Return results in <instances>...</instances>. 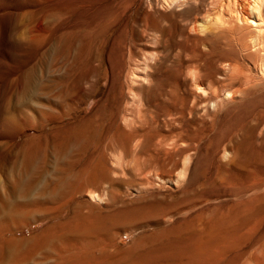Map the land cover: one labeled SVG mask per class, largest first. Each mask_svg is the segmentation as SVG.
<instances>
[{
  "label": "rangeland",
  "instance_id": "rangeland-1",
  "mask_svg": "<svg viewBox=\"0 0 264 264\" xmlns=\"http://www.w3.org/2000/svg\"><path fill=\"white\" fill-rule=\"evenodd\" d=\"M170 1L0 0V206L19 190L44 199L13 229L35 238L22 246L29 263L76 264L99 235L128 251L158 227L113 229L116 211L187 195L198 209L161 228L196 214L219 226L261 218L264 232V30L243 23L236 0Z\"/></svg>",
  "mask_w": 264,
  "mask_h": 264
},
{
  "label": "bare ground",
  "instance_id": "bare-ground-1",
  "mask_svg": "<svg viewBox=\"0 0 264 264\" xmlns=\"http://www.w3.org/2000/svg\"><path fill=\"white\" fill-rule=\"evenodd\" d=\"M175 1V0H173ZM173 1H170L172 3ZM219 1V0H218ZM222 1V0H221ZM221 1L218 2V5L221 4ZM225 1V0H224ZM199 2V1H198ZM230 3V1L228 0ZM233 2V1H232ZM234 2H238L241 11L240 13V18L245 24H251L255 26L254 28L256 29L255 31H258V33L263 34L262 31L264 30V0H236ZM169 3V2H168ZM169 3V4H170ZM215 3V1H214ZM223 3V2H222ZM227 3V2H226ZM173 4V3H172ZM237 3H234V5ZM167 5V4H166ZM232 5V3H231ZM238 5V4H237ZM216 8L218 9L219 7ZM221 6V5H220ZM230 4H228L227 7H229ZM211 7V6H210ZM223 7V6H222ZM225 7V6H224ZM226 7V8H227ZM232 7V6H230ZM3 8V7H2ZM214 10L213 8H211ZM216 9V10H217ZM224 8H222L223 10ZM234 7L232 8V10ZM236 9V8H235ZM238 9V7H237ZM238 9V11H239ZM230 10V11H229ZM230 8L226 10V13L230 12V18H232L230 21L234 22L236 21L235 19L233 20V17H231V11ZM211 11V10H210ZM218 11V10H217ZM229 11V12H228ZM237 11V12H238ZM224 12V13H225ZM233 12V11H232ZM236 12V14H237ZM212 13V12H211ZM210 13V14H211ZM214 13V12H213ZM222 13V12H221ZM222 13L223 15H225ZM208 14V12H207ZM217 13L215 12V15ZM228 15V14H227ZM204 16V15H203ZM213 16V15H212ZM222 16V15H221ZM206 17V15H205ZM208 17V16H207ZM211 16H209L210 18ZM220 17V15H219ZM226 17V15H225ZM229 17V16H227ZM226 17V18H227ZM214 16L212 17V19ZM222 18V17H220ZM225 18V19H226ZM238 18V17H237ZM236 18V19H237ZM239 18V20H240ZM208 19V18H207ZM224 19V18H222ZM224 19V20H225ZM228 19V18H227ZM226 19V20H227ZM204 20V18L202 19ZM222 20L221 23L225 22ZM228 20V21H229ZM237 19V21H239ZM197 21V20H195ZM194 21V22H195ZM206 21V20H204ZM217 21V20H216ZM216 21L214 24H216ZM236 21V23H237ZM199 22V21H197ZM196 22V23H197ZM201 22V21H200ZM227 22V21H226ZM223 23V26L226 25ZM192 23V22H190ZM209 24L210 21H208ZM235 23V24H236ZM241 24V21L238 22ZM206 24V23H205ZM204 24V25H205ZM212 24V25H214ZM232 24V23H231ZM244 24V26H245ZM200 25V24H199ZM211 25V26H212ZM220 25V24H218ZM230 25V23L227 25V27ZM234 25V23H233ZM232 25V26H233ZM237 25V24H236ZM208 26V25H206ZM214 27V26H212ZM217 26V25H216ZM221 25V27H223ZM230 26V27H232ZM235 26V25H234ZM233 26V27H234ZM241 26V25H240ZM198 26H196L197 29ZM200 27V26H199ZM202 27V26H201ZM226 27V26H225ZM220 28V26H219ZM235 28V27H234ZM239 28V27H238ZM250 28V26L248 27ZM253 28V29H254ZM199 29V28H198ZM197 29V30H198ZM204 29V27H202ZM217 29V28H215ZM245 29V28H243ZM247 29V28H246ZM245 29V30H246ZM251 29V30H253ZM195 30V32L197 31ZM237 30V27H236ZM249 30V31H251ZM217 30L216 32H218ZM234 31V30H233ZM232 31V33H234ZM249 31L248 34L250 33ZM198 32V31H197ZM224 32V31H223ZM237 33V32H236ZM253 34L254 31L252 32ZM251 34V33H250ZM249 34V37H250ZM235 35V34H234ZM243 35V34H242ZM258 35V34H257ZM248 35L246 34V37ZM253 36V35H252ZM256 37V36H255ZM259 37V35H258ZM257 37V38H258ZM263 38V36L261 35ZM241 38V37H240ZM260 38V37H259ZM261 39V38H260ZM233 40V39H232ZM246 41V40H245ZM263 41V39H262ZM247 44V43H246ZM262 47H263V42H262ZM263 50V48H261ZM264 51V50H263ZM261 51V52H263ZM264 53V52H263ZM139 55V54H138ZM194 58V57H193ZM191 58V59H193ZM195 59V58H194ZM136 65V64H135ZM264 65V64H263ZM138 66V65H137ZM195 66V65H194ZM227 66V64H226ZM190 67V66H189ZM264 67V66H263ZM139 68V66L137 67ZM196 68V67H195ZM139 70V69H138ZM194 70V69H193ZM197 70V69H196ZM225 70H229L226 69ZM195 71V70H194ZM264 71V70H262ZM134 72V71H132ZM131 72V73H132ZM138 72V71H136ZM139 73V72H138ZM192 73V72H191ZM249 73V72H248ZM254 73V72H253ZM258 73V72H257ZM139 75V74H138ZM137 77V76H136ZM141 79V78H140ZM135 80V79H132ZM254 80V79H253ZM248 81V80H247ZM137 82V81H136ZM262 82V81H261ZM250 83V82H249ZM135 85V83H134ZM133 85V86H134ZM235 85V84H234ZM136 86V85H135ZM244 86V83H243ZM242 86V87H243ZM263 88V85L261 86ZM134 88V87H133ZM132 89V88H131ZM130 89V91H131ZM135 89V88H134ZM243 90V89H242ZM241 90V92H242ZM246 90V89H245ZM128 91V92H130ZM135 91V90H134ZM139 91V89H138ZM137 91V92H138ZM137 92H132V93H137ZM142 92V91H141ZM131 93V94H132ZM130 94V95H131ZM138 94V93H137ZM134 95V94H133ZM135 96V95H134ZM138 96V95H137ZM132 99V97L130 98ZM136 99V98H135ZM129 100V98H128ZM134 99L132 100L133 103ZM129 102V101H128ZM127 103V102H126ZM131 103V102H130ZM129 104V105H132ZM65 104H62L61 106H64ZM128 105V104H127ZM167 105V104H166ZM126 106V105H123ZM167 107V106H166ZM64 108V107H62ZM125 108V107H123ZM122 108V110H123ZM130 108V107H129ZM69 109V108H68ZM128 108L126 107L125 110ZM133 109V108H132ZM164 109V108H163ZM166 109V108H165ZM164 109V110H165ZM65 110V108H64ZM124 110V111H125ZM68 110L66 109L65 112ZM130 111V110H129ZM46 112V111H45ZM70 112V111H69ZM68 112V113H69ZM128 112V110L126 111ZM170 113V112H169ZM2 114V113H1ZM44 115V113L42 112ZM53 114V113H52ZM64 114V113H63ZM64 115H67L64 114ZM70 115V114H69ZM42 116V115H41ZM46 116V115H45ZM43 116L42 119L45 117ZM57 116V115H56ZM62 116V115H61ZM68 116V115H67ZM47 117V116H46ZM46 117L44 119H46ZM51 117V116H50ZM49 117V118H50ZM53 118V116H52ZM52 118L50 120H52ZM58 118V117H57ZM66 118V117H65ZM39 119V118H38ZM59 119V118H58ZM66 120V119H64ZM5 121V120H4ZM61 121V120H59ZM63 121V120H62ZM45 122V121H42ZM5 123V122H4ZM46 123V122H45ZM44 123V124H45ZM3 124V123H2ZM6 124V123H5ZM62 124V123H61ZM46 125V124H45ZM39 127V126H38ZM42 127V125H41ZM2 128V127H1ZM3 129V128H2ZM45 129V126H44ZM41 130V129H40ZM40 137V136H39ZM43 137V136H42ZM39 139V138H38ZM42 139V138H41ZM40 141V140H39ZM37 143V142H36ZM67 152V151H66ZM48 155V154H47ZM46 155V156H47ZM68 156V155H67ZM99 156V155H98ZM103 156V155H102ZM62 157V156H61ZM81 157V156H80ZM79 157V158H80ZM100 157V156H99ZM98 157V158H99ZM46 158V157H45ZM50 158V157H49ZM37 159V158H36ZM103 159V158H102ZM48 160V158H47ZM62 160V158H61ZM60 160V161H61ZM76 159H74L75 161ZM98 160V159H95ZM37 161V160H36ZM44 161H46L44 159ZM57 161V160H55ZM66 161V160H65ZM72 161V160H71ZM38 162V161H37ZM58 162V161H57ZM95 162V161H94ZM50 163V162H49ZM48 163V164H49ZM52 163V162H51ZM68 163V162H67ZM75 163V162H72ZM102 163V162H101ZM69 164V163H68ZM96 164V163H95ZM107 164V163H106ZM36 165V164H35ZM42 165V164H41ZM44 165V162H43ZM67 165V164H66ZM89 165V164H88ZM98 165V164H97ZM100 165V164H99ZM98 165V166H99ZM105 165V164H104ZM53 166V165H51ZM49 166V167H51ZM56 166V164L54 165ZM51 167V168H54ZM61 166V165H60ZM69 166V165H68ZM101 166V165H100ZM71 167V166H70ZM78 167V166H77ZM105 167V166H104ZM103 167V169H104ZM61 168V167H60ZM66 168V167H65ZM76 168V166H75ZM84 168V167H83ZM99 168V167H96ZM33 169V168H32ZM44 169V168H43ZM72 169V167H71ZM81 169V168H80ZM41 170V169H40ZM40 170L38 172H40ZM26 171V170H25ZM63 171V170H61ZM65 171V170H64ZM82 171V170H81ZM43 172V171H42ZM46 172V171H45ZM54 172V171H53ZM51 172V173H53ZM100 172V171H99ZM104 172V171H102ZM24 173V172H23ZM57 173V172H55ZM85 173V172H84ZM38 174V173H37ZM41 174V173H39ZM61 174V173H58ZM64 174V173H63ZM67 174V173H66ZM70 174V173H69ZM81 174V173H80ZM42 175V174H41ZM51 175V174H49ZM56 175V174H55ZM95 175V174H94ZM40 176V175H39ZM57 176V175H56ZM82 176V175H81ZM104 176V175H103ZM106 176V175H105ZM159 176V175H158ZM34 177V176H33ZM37 177V176H35ZM47 177V176H46ZM53 177V175H52ZM62 177V174H61ZM66 177V176H65ZM74 177V176H73ZM19 178V177H18ZM78 177H76L77 179ZM161 178V180H164V178ZM259 178V177H258ZM256 178V179H258ZM44 179V178H43ZM49 179V177H48ZM53 179V178H52ZM56 179V177H55ZM69 179V177H68ZM67 179V180H68ZM99 179V178H98ZM35 180V179H34ZM62 180V179H61ZM74 180V179H73ZM101 180V179H100ZM170 180V179H169ZM32 181V180H31ZM37 181V179H36ZM165 181V180H164ZM167 181V180H166ZM174 181V180H173ZM241 181V180H240ZM25 182V181H24ZM30 182V180H29ZM52 182V181H51ZM48 185V196H51L53 192L55 191V187L52 185V183ZM56 182V181H55ZM59 182V181H57ZM102 182V181H101ZM48 183V182H47ZM104 183V182H103ZM108 183V182H106ZM118 183V182H116ZM243 183V182H241ZM25 184V183H24ZM32 184V183H31ZM67 184V183H66ZM69 184V183H68ZM105 184V183H104ZM245 184V183H244ZM247 184V183H246ZM28 185V184H27ZM43 185V183H42ZM115 185V184H114ZM248 185V184H247ZM35 186V185H34ZM59 186V185H58ZM64 186V184H63ZM62 186V187H63ZM242 186V185H241ZM16 187V185H15ZM33 187V186H32ZM87 187L89 186H82L81 189L79 190L80 192L86 191ZM91 187V185H90ZM262 187V185H261ZM13 188V187H12ZM61 188V187H60ZM240 188V186H239ZM15 189V188H13ZM57 189V188H56ZM236 189V188H235ZM12 190V189H11ZM43 190V189H42ZM59 190V188H58ZM14 191V190H13ZM20 191V190H19ZM14 191V193H19V198L18 199H13L10 203H6L0 206V264H31L29 263V252H26L22 249L25 247L24 245L27 244V242H32L35 241V238L26 240L20 236L18 233H14L13 229L16 228L18 225L21 224V217L23 214H32L33 212L35 213L37 209L39 208V202L41 199L39 196H37L35 191H31L28 193V195H25L23 191ZM41 191V190H39ZM246 191H248V188L244 187L240 189L238 195L241 196V194H244ZM255 191V190H254ZM258 192V190H257ZM57 193V192H56ZM122 193V192H121ZM128 193V192H127ZM251 193V192H250ZM260 193V192H259ZM2 193H0L1 195ZM12 194V193H11ZM13 196H16V195ZM252 194V193H251ZM3 195V194H2ZM57 195V194H56ZM115 196V195H114ZM113 196V199H114ZM193 196V195H192ZM1 197V196H0ZM30 197V198H27ZM3 198V197H1ZM13 198V197H12ZM43 198V197H42ZM50 198V197H49ZM55 198V197H54ZM77 198V197H76ZM112 198V197H111ZM117 198V197H115ZM187 198V199H186ZM185 200L176 202V203H153V204H142L137 207L131 208V207H126L125 209L118 210L116 211L111 219L114 223H112L113 229L116 228L117 224L120 222L127 223V224H142V225H149V224H154L158 228L155 229L151 234L149 235H142L139 238V241L128 251H125L123 253H117V252H112L110 250V246L112 247L117 246V244L114 246V238L113 235L109 234L108 236H104L100 238L98 236L95 237V242L93 243V240L91 241L93 244V247L89 251L85 252H79L80 254L76 255L77 261L76 264H240L241 261L243 260H248L251 258H256L259 259L261 257V254L264 253V232L261 233V218H249L237 223H232L229 226H219L215 224L212 221L205 220L202 218L200 215H190L185 216V214L182 215V217L172 219V221L169 219V225L165 228H161L160 224L164 223L167 221L169 217H172V214L178 213V212H183L186 210H193L197 206L196 201H191V198L187 195ZM246 198V197H245ZM53 199V197H52ZM52 199H50L52 201ZM72 199V198H71ZM113 199L111 201H113ZM182 199V198H181ZM238 199V198H237ZM2 200V199H1ZM88 200V199H87ZM120 199L118 198V201ZM235 200V199H234ZM239 200V199H238ZM53 200L52 202H54ZM258 201V200H257ZM3 202V201H2ZM44 202V201H43ZM48 203V201H45ZM51 202V203H52ZM79 202V201H78ZM84 202V201H82ZM94 202V201H93ZM114 202V201H113ZM222 202V201H221ZM1 203V202H0ZM4 203V202H3ZM85 203V202H84ZM87 203V202H86ZM122 203V202H121ZM43 204V203H42ZM50 204V202L48 203ZM54 204V203H53ZM113 204V203H112ZM115 204V202H114ZM83 205V204H82ZM117 205V204H116ZM115 205V206H116ZM209 205V204H208ZM263 205V204H261ZM113 206V205H112ZM75 207V206H74ZM90 207V206H89ZM110 205L107 207L109 208ZM114 207V206H113ZM112 207V208H113ZM200 207V206H199ZM262 207V206H260ZM259 207V209H260ZM88 208V207H87ZM47 209V208H46ZM101 209V208H100ZM198 208H195L196 210ZM258 209V208H257ZM68 210V209H67ZM92 210V209H91ZM97 210V209H96ZM47 211V210H46ZM48 212V211H47ZM71 212V211H70ZM65 213V212H64ZM187 213V212H186ZM220 213V212H219ZM42 214V213H41ZM72 214V212H71ZM249 214V213H248ZM188 215V214H187ZM218 215V214H216ZM26 216V215H25ZM29 216V215H28ZM34 216V215H33ZM73 216V215H72ZM70 216V217H72ZM253 216V215H252ZM30 217V216H29ZM40 217V216H39ZM43 217V216H42ZM42 217L41 220H42ZM55 217V216H52ZM216 217V216H215ZM39 218V220H40ZM50 218V217H49ZM26 219V218H25ZM24 219V220H25ZM55 219V218H54ZM81 219V218H80ZM23 220V219H22ZM23 220V221H24ZM35 220V219H34ZM33 220V221H34ZM215 220V218H214ZM213 220V221H214ZM37 221V220H35ZM54 221V220H53ZM59 221V220H58ZM83 221V220H82ZM49 222V221H48ZM36 223V222H35ZM24 224V223H22ZM29 224V223H28ZM31 224V223H30ZM63 224V223H62ZM166 225V224H165ZM26 226V225H25ZM24 226V227H25ZM28 226H26L27 228ZM78 227V226H76ZM18 228V227H17ZM32 228V227H31ZM43 228V227H42ZM45 228V226H44ZM156 228V227H155ZM41 229V228H40ZM79 229V228H78ZM85 229V228H84ZM83 229V230H84ZM125 229V228H124ZM131 229V228H130ZM151 229V228H150ZM153 229V228H152ZM21 230V229H20ZM32 230V229H31ZM62 230V229H61ZM60 230V231H61ZM123 230V229H122ZM121 230V231H122ZM24 231V230H23ZM22 231V232H23ZM35 232V231H34ZM75 232V231H74ZM122 232H125L122 231ZM130 232V231H129ZM133 232V231H132ZM30 233V232H29ZM80 233V232H79ZM78 233V234H79ZM112 233V232H111ZM22 234V233H21ZM32 234V233H31ZM77 234V236H78ZM127 235V234H126ZM76 236V234H75ZM117 236V235H116ZM37 237V236H36ZM74 238V235H73ZM76 238V237H75ZM93 238V237H91ZM78 239V238H76ZM75 239V240H76ZM87 237L85 238H80L81 241H85ZM90 240V239H89ZM88 240V242H89ZM78 241V240H77ZM87 241V240H86ZM86 241L84 242L86 245L89 243ZM66 242V241H65ZM83 243V242H82ZM80 244L85 245V244ZM76 244V243H75ZM74 244V247H75ZM79 244V241H78ZM77 244V245H78ZM79 244V245H80ZM89 244L87 247L90 248ZM121 244V243H120ZM68 245V244H67ZM27 246V245H26ZM92 246V245H91ZM119 246V245H118ZM28 247V246H27ZM26 247V248H27ZM84 247V246H83ZM82 249V248H81ZM87 249V248H86ZM112 249V248H111ZM31 250V249H30ZM56 250V249H55ZM70 250V249H69ZM78 250V249H77ZM97 253L99 256H96ZM32 255V254H31ZM264 257V255H263ZM49 258V256H48ZM47 258V259H48ZM32 259V258H31ZM54 259V258H53ZM51 260V259H49ZM252 260V259H251ZM54 261V260H53ZM56 261V260H55ZM264 261V260H263ZM57 263V262H56ZM249 264V262H247ZM264 263V262H263ZM55 264V263H53ZM246 264V263H245Z\"/></svg>",
  "mask_w": 264,
  "mask_h": 264
}]
</instances>
